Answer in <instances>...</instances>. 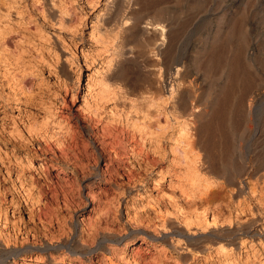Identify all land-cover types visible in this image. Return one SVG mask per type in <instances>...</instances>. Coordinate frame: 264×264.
I'll return each instance as SVG.
<instances>
[{"label": "rangeland", "instance_id": "1", "mask_svg": "<svg viewBox=\"0 0 264 264\" xmlns=\"http://www.w3.org/2000/svg\"><path fill=\"white\" fill-rule=\"evenodd\" d=\"M3 253L264 264V0H0Z\"/></svg>", "mask_w": 264, "mask_h": 264}, {"label": "bare ground", "instance_id": "2", "mask_svg": "<svg viewBox=\"0 0 264 264\" xmlns=\"http://www.w3.org/2000/svg\"><path fill=\"white\" fill-rule=\"evenodd\" d=\"M145 26V25H144ZM145 30V29H144ZM236 57V56H235ZM171 61V60H170ZM236 63V58L235 59H232V62H231V64H232V69L234 70L235 69V64ZM237 63H238V61H237ZM181 70H182V67H180V68H178L177 69V74H179V73H181ZM182 74V73H181ZM181 74H179V75H181ZM179 75H177V78H178V76ZM182 76V75H181ZM231 76L232 75H230L229 77H230V79H231ZM180 77V76H179ZM176 78V79H177ZM107 79V78H106ZM176 81H177V83H176ZM159 84V83H158ZM184 83H182L179 79L178 80H175V83H174V85H173V90H172V93L174 94L175 92H178L179 90H180V88L182 89V87L184 86L183 85ZM227 87H230V86H227ZM80 88V86H78V84L77 83H75L74 84V86H73V90H74V92H76L77 93V91H78V89ZM89 89H90V86H89ZM186 89V88H185ZM225 90H226V88H224ZM228 91V90H227ZM226 92V91H225ZM184 94V93H183ZM153 95V94H152ZM235 96V95H234ZM89 97V95L87 94V92H85V103H86V99ZM150 97V96H149ZM153 97V96H152ZM188 97V96H187ZM241 97V96H240ZM73 99H75V94H73ZM153 99V98H152ZM173 99V98H172ZM88 101V100H87ZM183 101V100H182ZM222 105H224V104H222ZM228 106V105H227ZM185 108H186V106H185ZM222 108V107H221ZM223 109V108H222ZM217 112V111H216ZM82 114H83V112H82V110L80 109V107L78 108V109H76L75 111L73 110V111H71V115L73 116V118H75V123H76V126L78 127V128H81L84 132H87V133H89V138H90V140H92L93 141V143H94V145L93 146H95V148H96V150H99L98 152H97V154H98V156H96L97 158L98 157H101V158H98V159H102V160H104L105 159V163H104V166L102 167V169L104 170L103 172H107L109 169H110V165H111V163L113 164V162H112V160H111V154H108V153H106L107 151H105L102 147H100L97 143V141H99L98 139V133L97 132H95V130L93 129V127H91V124H90V122H88V121H85L84 119H86L84 116H82ZM216 116V115H215ZM194 117V116H193ZM210 118V117H209ZM205 120V119H204ZM203 121V120H202ZM206 121V120H205ZM227 121H228V119H227ZM209 126V125H208ZM209 128H211V127H209ZM80 129V130H81ZM203 129V128H202ZM207 129V128H206ZM210 130V129H209ZM205 132H206V130H204ZM203 132V131H202ZM201 132V133H202ZM208 132V131H207ZM209 133V132H208ZM207 133V134H208ZM211 133H212V131H211ZM100 136V135H99ZM210 137V136H209ZM209 137H208V139H209ZM88 138V137H87ZM98 138V139H97ZM206 138V137H205ZM204 139V138H203ZM202 139V137H201V139H200V142H203L204 140ZM210 140V139H209ZM208 141V140H207ZM100 142H101V140H100ZM99 142V143H100ZM91 143V142H90ZM195 143V142H194ZM43 144V143H42ZM100 144H102V143H100ZM193 145V144H192ZM204 145V144H203ZM205 145H206V141H205ZM204 145V146H205ZM210 145V144H209ZM61 146V145H60ZM48 147L50 148V146L48 145ZM45 144H43L42 145V149H47L48 148ZM206 147H207V145H206ZM57 149H59V151H60V153L62 154V156L64 155L65 157L66 156H68V151L66 152L65 151V148H63L62 146H61V148H57ZM94 150V149H93ZM204 150H205V148H204ZM209 150V149H208ZM208 150H206V152L208 151ZM208 152H210V151H208ZM207 152V153H208ZM211 153V152H210ZM55 156V155H54ZM208 157H210L211 155H207ZM214 156V155H213ZM51 159H52V157H51ZM213 159V158H212ZM47 160V159H46ZM46 162V164H48V162L47 161H45ZM102 172V173H103ZM77 176V175H76ZM76 176L74 177V176H72V177H65L66 179V181H67V186H73V184H74V179L76 178ZM239 187V186H238ZM7 249V248H6ZM7 254H8V251H7ZM7 254H5V253H3L2 255L0 254V264H4L7 260H8V255ZM7 255V256H6ZM13 256H17L18 255V252L17 253H13L12 254ZM10 257V256H9Z\"/></svg>", "mask_w": 264, "mask_h": 264}]
</instances>
